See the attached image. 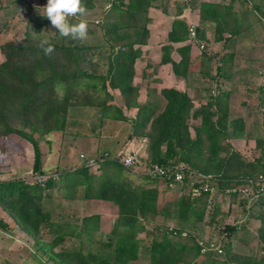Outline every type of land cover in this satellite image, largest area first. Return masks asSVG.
<instances>
[{"label": "trees", "instance_id": "trees-1", "mask_svg": "<svg viewBox=\"0 0 264 264\" xmlns=\"http://www.w3.org/2000/svg\"><path fill=\"white\" fill-rule=\"evenodd\" d=\"M99 1L104 3L98 28L107 49L103 72L96 73L98 61L93 63L89 57L97 45L71 37L68 41L58 32L56 39L50 40L33 36L32 31H40L48 20L44 16L34 17L32 31H25L23 39L0 43V137L16 133L29 141L33 148L32 169L43 174L44 150L37 136L62 133L71 126L96 133L98 126L100 129L107 122L123 123L128 139L145 138L147 169L142 175L129 172L132 168L123 165L114 148L105 142L93 154L99 174L89 170L86 159L43 181L0 179L2 211L33 238L36 250L45 254L51 264H137L142 257L148 264H264V190L255 191L260 186L264 189V133L255 138L260 155L252 160L243 158L228 141L250 136L245 132V119L233 116L229 110L233 83L228 89L206 90L198 105L187 90L149 86L146 100L140 103L139 86L133 83V76L135 62L142 53L140 47L149 37L147 12L158 6L167 11L170 1L81 0V5L92 10ZM106 4L109 9H103ZM256 5L263 17L264 0ZM184 7L197 8L194 39L190 24L179 17ZM240 7L245 8L239 11ZM253 10L247 0L175 3L176 17L159 47L157 65L169 63L172 72L183 78L193 72L208 74L199 69L209 63L210 55L201 49L195 57L192 44H208V30L211 41H223L225 46L246 39L245 32L254 30L252 25L261 18ZM172 43L180 45L174 47ZM49 45L53 51L45 54L44 47ZM173 51L179 55L177 60L171 57ZM234 56V51L220 54L216 76L234 67ZM201 88L196 89L197 95ZM110 89L119 91L124 108ZM263 89L260 86L261 105ZM129 108H136L133 117L125 115L124 109ZM260 127L264 131V122ZM155 165L162 166L163 173L151 171ZM179 173L181 177L176 178ZM130 175L140 181L135 182ZM173 184L179 191H188L172 195ZM244 189H252L253 194L246 195ZM55 195L105 202L116 215L110 231L93 239L99 216L86 215L78 223V219L48 207ZM221 204H227L226 210L221 209ZM232 206L242 212L240 216L260 221L255 230L259 251L250 254L232 250L238 243L247 244L253 231L247 227L248 219H235L234 224L226 225L227 237H235V243H222L225 251H202L197 230L203 224L220 223L231 214ZM158 218L163 223H154ZM151 222L154 224L150 230L147 225ZM43 228L51 238L45 239ZM141 232H146L148 240L138 236ZM240 233L245 237L237 236ZM74 241L78 244L71 246Z\"/></svg>", "mask_w": 264, "mask_h": 264}, {"label": "rangeland", "instance_id": "rangeland-1", "mask_svg": "<svg viewBox=\"0 0 264 264\" xmlns=\"http://www.w3.org/2000/svg\"><path fill=\"white\" fill-rule=\"evenodd\" d=\"M184 1L185 0H174V3L170 5V13H173L175 3H183ZM46 3L47 0H0V43L10 40L17 41L23 39L25 31H32L31 25L34 17L43 16L41 13H43V7ZM102 3H104V1L96 2L94 9H86V13L83 17L79 15L76 17H69L70 21L84 20L86 22V37L82 40H76L84 44L97 45L93 54L89 56L92 58L93 63L98 61V64L96 65V73L103 72L106 69V63L104 64L105 60L103 55L106 54L107 49L104 46V41H102V35L98 28L100 24L99 22L102 21ZM109 8L110 6L105 9ZM257 13H259L258 16L261 18L259 21L254 20L255 22L252 25L254 30H247L245 32V34H247L246 39L244 38L242 41L239 39L235 44L237 47L235 50L238 51L239 55H235L232 59L231 63H234L233 65L235 68L233 67L234 69L230 73V76L232 80H234L235 84L229 98V110L232 111L233 116H241L245 119V130H247L245 132L249 133L250 136L246 135L244 138H232L228 141L233 145L234 149L239 151L242 157L247 160H252L260 155L259 149L255 147V138L264 133L262 127H260L264 122V105H261L258 102L260 95L258 87L261 85L264 76L257 71V69H261L264 72V18L262 17L260 11H257ZM32 32L30 33H32L33 36H38L36 38L41 37L43 39L50 40L56 36V31L51 25L49 19L43 23L40 31ZM66 38L70 41V37ZM257 41H260V43ZM162 43H164V41ZM201 43L202 41H198L197 44H192L193 55L196 57L199 56L200 50L204 49L205 53L210 55L211 60L209 63L200 65L199 69L202 72L207 71L208 74L193 72L187 80L186 89L194 100L195 105H198V100H200L201 95H203L206 90L212 91L229 88L228 79L225 78L224 74L220 76L215 75L216 66L219 64L220 54L224 52L228 53L229 48L224 46L223 41L218 43H215V41L209 42L202 47ZM240 44H242L241 47ZM250 57L254 61L253 64L249 63L247 60L250 59ZM2 60L3 55L0 52V62ZM148 62H152V65L156 66L157 61L153 54H151L149 58H142L141 62L135 64L136 66L133 81L135 78V84H137L139 86V90H141V93L137 98L140 103L146 100V96L144 94L145 82L141 78L145 73L144 70H146V66H144V64ZM245 66L248 67L247 70H237V68L241 69ZM146 75H155L162 81H166L169 85L176 84L180 87V83L173 81L174 77L169 65L154 67L153 70L150 69ZM216 78L217 81L215 82ZM167 83H162V85ZM201 83L202 85L200 86ZM245 85L248 86L247 91L243 87ZM200 88L201 91L199 92V95H197L196 89ZM110 90L115 95L116 102L119 105H122V99L118 95L119 91L117 89ZM122 107L124 108L125 106L122 105ZM124 111L127 117H133L136 113V108L124 109ZM112 123L107 122L102 125L100 129L98 126V131H96V133H90L84 128H79L77 126H71L67 127L62 133L37 136L39 143L44 150L43 174H39L37 172L34 173L32 169L33 148L29 141L16 133L1 136L0 179H14L22 177L28 182L43 181L46 176L65 168L73 169L83 163L86 159L94 160L93 154H96V152H98L103 145L102 143L105 142L114 148L116 157L118 158L126 153H134L136 156L135 162L129 172L134 173V175H142V172L147 169L145 166L146 155L144 152V143H146L145 138L143 139L142 137L137 136L128 139L125 124ZM88 167L92 173L99 174L100 170L98 169L97 163L88 164ZM130 177L135 182L140 181L132 175H130ZM171 187L170 192L175 196L181 192L184 193L188 191L187 189L179 191V187L174 184ZM173 192L175 194H173ZM252 194V189H249L248 194L246 195ZM167 195L168 200L167 198L165 199L170 201L171 195L169 192ZM51 198L52 203H50V205L47 204L48 207L50 206L52 210L59 211L61 214H68L69 218L78 219V223H80L83 216L94 214L98 215V228L92 233L93 239H98L108 233L116 219L115 212L108 207L105 202L98 199H84L80 197L67 198L60 195H55ZM226 208L227 204H221V209L226 210ZM241 213L242 212L238 208L232 206L231 214L226 216L220 223H215L212 226L203 224L202 227L197 230L198 239L201 238L202 240L201 250L204 249L203 246H206L205 243H209L208 246L211 247L210 251L217 252H219V247H221L222 243H227V241L230 240L235 243V237H227L229 232L226 230V225H228V223L234 224L235 219H239V221L242 219L244 221L248 219L247 216H240ZM165 222L166 224H171V221ZM175 222L176 221L173 222V225H175ZM154 223H163V221L161 218H158ZM154 223H149L147 228L151 230ZM247 223V227L253 230L250 238L247 244H236V247L232 248L234 252L238 251L254 254L259 251L260 241L257 237V231L255 230L258 229L260 221L249 217ZM43 229V234L46 233L47 235V230H45V228ZM238 235L240 238L245 237V235L241 233L237 234V236ZM138 236L148 240L146 232H141ZM49 238H51V235H47L45 237V239ZM33 243V238L22 231V229H20L11 219V216L3 212L0 207V264H51V260H49L45 254L37 251ZM71 244V246H76L78 241H74ZM223 248L224 249H222V247L220 248L222 249V252L223 250L225 251L226 247L223 246ZM137 264H148V260L147 258L142 257Z\"/></svg>", "mask_w": 264, "mask_h": 264}, {"label": "crops", "instance_id": "crops-1", "mask_svg": "<svg viewBox=\"0 0 264 264\" xmlns=\"http://www.w3.org/2000/svg\"><path fill=\"white\" fill-rule=\"evenodd\" d=\"M170 3H169V6L167 8V11H164L162 9V6H158V7H151L148 12H147V16L150 18V21L147 23V27H148V30H149V37L147 39V43L142 45L140 48H141V56L136 60L135 64L139 63L142 61V58L144 57H147L149 58V56L151 54H153L156 58V61L157 59L159 58L158 57V54H159V47L160 45H162L163 41L165 42L166 40V34L167 32L170 30L171 28V24H172V20L176 17V15H174L175 11H173V13L171 14V10H170V5L172 3H174V0H169ZM201 1V0H200ZM203 1H209V2H213V3H217V2H220L222 0H203ZM249 3H250V6L253 7V11H258L257 10V5L256 3L258 4L259 2H261V0H247ZM238 8V6H237ZM245 7H240L239 8V11H241L242 9H244ZM184 10H182V14L179 16V17H183L186 22H188V24H193V25H197V22H198V14H197V8H190V7H184L183 8ZM264 18V16H263ZM209 36L210 38V41L209 42H213L211 41V32L210 30L207 31V37ZM208 42V43H209ZM220 42V41H218ZM218 42H215V43H218ZM237 41H232V44L231 46H226L227 48H229V51H234V54L235 55H239L238 54V51L235 50V48H237L235 46ZM258 42V41H257ZM260 43V42H258ZM172 45L175 47L177 45H180V43H172ZM242 44H240V47H241ZM225 46V45H224ZM171 57L174 59V60H177L179 58V55L176 51H173L171 53ZM196 57V56H195ZM249 63L253 64V59L250 57V59H247ZM234 62V61H233ZM234 64V63H233ZM163 65H169L170 66V69H171V64L169 63H166V64H159L156 66H153L152 65V62H148V63H145L144 66H146V70H144V74L142 75V80L145 82V87H144V94L146 96V91L148 90L149 86L152 87V88H157V90L160 89V87H176L178 89H183V90H187L186 87H187V80L189 79L188 78H183V77H178L176 76L173 72V77H174V80L175 82H178L180 83V87H178L176 84H172V85H169L166 81H162L161 79H159L158 77H156L155 75L154 76H148L146 75L147 72L151 69L153 70L154 67H161ZM136 66V65H134ZM248 66V65H247ZM235 68V67H234ZM234 68H231L230 70H228V73H225L224 76L225 78L228 79V83H229V87L231 86V84L233 83V85L235 84L234 80H232L231 76H230V73L231 71L234 69ZM245 68V69H244ZM248 67H243L241 69H238L237 70H247ZM172 71V69H171ZM258 73L260 74H263L264 76V72L261 70V69H257ZM230 79H229V78ZM133 83L135 84V78H134V81ZM162 83H167L165 85H162ZM158 86V87H157ZM260 86H263L264 88V78L261 82V85ZM260 86L258 87V91L260 92ZM245 88V90L247 91V88L248 86H243ZM228 89V88H227ZM264 90V89H263ZM141 93V90H139V95ZM119 95V93H118Z\"/></svg>", "mask_w": 264, "mask_h": 264}, {"label": "clouds", "instance_id": "clouds-1", "mask_svg": "<svg viewBox=\"0 0 264 264\" xmlns=\"http://www.w3.org/2000/svg\"><path fill=\"white\" fill-rule=\"evenodd\" d=\"M86 9L81 5V0H47L43 7V16L50 20L55 31L62 37L82 40L87 35V26L84 20L70 21L69 17L77 15L83 17ZM47 42L42 43V47ZM53 51L51 45L44 47L45 54Z\"/></svg>", "mask_w": 264, "mask_h": 264}, {"label": "built area", "instance_id": "built-area-1", "mask_svg": "<svg viewBox=\"0 0 264 264\" xmlns=\"http://www.w3.org/2000/svg\"><path fill=\"white\" fill-rule=\"evenodd\" d=\"M109 6V4L108 5H106L104 8H107ZM189 31H190V36H191V39H194L195 38V30H194V25L193 24H190V26H189ZM204 44H203V42L201 43V47L203 46ZM82 156V155H81ZM135 155H134V153H126L125 155L123 154V155H121V157H119L118 158V160L123 164V165H125L126 167H129V168H132V165L134 164V162H135ZM92 163H96L95 162V160H93V159H88L87 160V164H92ZM151 171H154V172H160V173H163V167L162 166H158V165H155L154 167H153V169H151ZM181 177V174L179 173V174H177L176 175V178H180ZM204 188H206V186H204ZM264 189H263V187L262 186H260L259 188H256V192H262ZM244 191V193H246V194H248V191H249V189H244L243 190ZM204 247V249L202 250V251H204V250H210V248L211 247H209L208 245H206V246H203ZM221 250L222 249H220V247H219V252H221Z\"/></svg>", "mask_w": 264, "mask_h": 264}]
</instances>
